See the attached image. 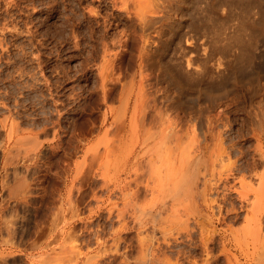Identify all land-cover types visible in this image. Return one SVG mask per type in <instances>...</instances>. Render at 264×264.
Masks as SVG:
<instances>
[{"label":"rangeland","instance_id":"obj_1","mask_svg":"<svg viewBox=\"0 0 264 264\" xmlns=\"http://www.w3.org/2000/svg\"><path fill=\"white\" fill-rule=\"evenodd\" d=\"M114 1L0 0V264H264V126L257 139L248 119L264 117V0L169 2L143 122L139 19Z\"/></svg>","mask_w":264,"mask_h":264},{"label":"bare ground","instance_id":"obj_2","mask_svg":"<svg viewBox=\"0 0 264 264\" xmlns=\"http://www.w3.org/2000/svg\"><path fill=\"white\" fill-rule=\"evenodd\" d=\"M80 1V0H79ZM119 1V0H118ZM118 1H114V2H117V4H119L118 3ZM122 1V0H121ZM142 0H138V2H140V3H142L141 2ZM201 1V0H200ZM103 2V1H102ZM124 2V3H123ZM123 2H122V4L123 5H125V6H123V8L124 7H126V9L128 8H132V11H134V13L135 14H137V15H134V16H136L137 17V19H139V25H140V34L138 35L139 36V38H137L138 39V41L135 43V53L133 52L134 51V49H132L133 51V56H134V62H135V66H136V68H137V70L139 71V75H141V78H142V76H143V74H144V72H145V74H146V71H150V73L152 72L153 73V69L151 70V68H150V65H151V62H149V61H151L150 59V56L149 55H151V54H149V53H152V47H151V49H150V43H152L153 44V42L154 41H157V40H154L156 37H158V34H160L161 33V30H160V33H159V31H158V28L159 27H163L162 25H163V23H166V22H163V20H164V18H166L167 17V15H168V13H167V6L169 5L170 6V3L169 2H172V3H174L175 4V0H149V1H146L147 3H145V1L143 2L144 3V5H143V3L142 4H140V3H138V4H136L137 3V0H123ZM254 2V1H253ZM257 2V1H256ZM167 3V4H166ZM212 3V2H211ZM192 4V3H191ZM176 5H177V3H176ZM187 5V4H186ZM11 6V5H10ZM116 6V5H115ZM122 6V5H121ZM175 6V5H174ZM179 6V5H178ZM177 6V7H178ZM192 6V5H191ZM171 7H172V5H171ZM170 7V8H171ZM245 7V6H244ZM262 7V6H261ZM167 8V9H166ZM196 8V7H195ZM128 9H127V12H129V13H133V12H130V9H129V11H128ZM173 9V8H172ZM178 9V8H177ZM176 9V10H177ZM223 9V8H222ZM122 10V9H121ZM169 11H170V9H168ZM180 10V9H179ZM168 11V12H169ZM173 11H174V13H175V10L173 9ZM171 12V11H170ZM222 12V11H221ZM224 12V11H223ZM172 13V12H171ZM119 14V13H118ZM128 14V13H127ZM191 14V13H190ZM93 15V14H92ZM170 15V14H169ZM169 15H168V17H169ZM121 17V16H120ZM192 17H194V16H192ZM196 17V16H195ZM198 17V16H197ZM231 17V16H230ZM106 18V17H105ZM168 19V18H167ZM167 19H165V20H167ZM193 19V18H192ZM164 20V21H165ZM138 21V20H137ZM168 21H170V19L168 20ZM171 21H173L172 19H171ZM202 21V20H201ZM200 21V22H201ZM97 22V21H96ZM136 22V21H135ZM134 22V23H135ZM133 23V24H134ZM171 23V22H170ZM159 24H160V26H159ZM167 24H169V22L167 23ZM202 24V23H201ZM132 25V24H131ZM179 25V24H178ZM194 25V24H193ZM224 25V24H223ZM135 26V25H134ZM171 26V25H170ZM233 26H234V24H233ZM244 26V25H243ZM2 28V27H1ZM123 28H125V27H123ZM166 28H167V26H166ZM166 28H165V30H166ZM172 28V26L170 27V28H167V29H171ZM174 28V27H173ZM161 29V28H160ZM16 30V29H15ZM123 30V29H122ZM163 30V29H162ZM164 30V31H165ZM125 31V30H124ZM167 31V30H166ZM170 31H172L173 32V30H170ZM2 32V31H1ZM175 32V31H174ZM103 33V32H102ZM115 33V32H114ZM121 33V32H120ZM182 33V32H181ZM186 33H188V32H186ZM118 34V33H117ZM116 34V35H117ZM151 34H153V35H151ZM163 34V33H162ZM164 34H166V33H164ZM171 34H173V33H171ZM214 34V33H213ZM234 34V33H233ZM167 35V34H166ZM192 35H194V34H192ZM218 35V34H217ZM130 36V35H129ZM160 36V35H159ZM163 36V35H162ZM171 36H174V35H171ZM188 36H190V33H189V35ZM187 36V37H188ZM237 36V35H236ZM127 37V36H126ZM131 37V36H130ZM167 36H165V38H166ZM184 37V36H183ZM197 37V36H196ZM195 36L194 37H192V38H196ZM238 37V36H237ZM261 37V36H260ZM159 38V37H158ZM157 38V39H158ZM161 38H163V37H161ZM190 38H191V36H190ZM204 38H206V37H204ZM232 38V37H231ZM234 38V37H233ZM112 39V38H111ZM167 39V38H166ZM185 39V38H184ZM197 39V38H196ZM214 39V38H213ZM213 39H210V40H213ZM236 39V38H235ZM154 40V41H153ZM159 40H160V38H159ZM172 40V39H171ZM198 40V39H197ZM206 40H208V39H206ZM205 40V41H206ZM219 40V39H218ZM221 40V39H220ZM232 40V39H231ZM119 41V40H118ZM153 41V42H152ZM168 41V40H167ZM186 41V46H184V47H186V48H188V50H186L185 48V52H181L182 54H181V59H183V61H184V63H185V67H186V69H187V71H190L191 69H192V71H196V72H199V73H201L204 69L203 68H201V69H199L200 67H203V66H200L199 64H198V55L197 54H193V53H191L192 51L191 50H194L195 49V47L197 46V44L196 45H188V44H190L188 41L189 40H185ZM194 41V43L196 42L195 40H193ZM235 41H237V40H235ZM234 41V42H235ZM134 42V41H133ZM161 41H159V43H160ZM182 42H183V40H182ZM192 42V41H191ZM202 43H204L203 41H201ZM214 42H215V40H214ZM124 43H126V42H124ZM132 43V42H131ZM155 43V42H154ZM158 43V42H157ZM165 43H167V42H165ZM181 43V41L178 43V45ZM193 43V42H192ZM197 43V42H196ZM202 43L200 44L201 46H203L202 45ZM209 43V42H208ZM216 43V42H215ZM111 44H112V42H111ZM181 44H183V43H181ZM181 44L179 45L180 47H181ZM205 44V43H204ZM210 44V43H209ZM214 44V43H213ZM234 44V43H233ZM237 44V43H236ZM244 44V43H243ZM157 45H160V44H157ZM157 45L156 46H154V45H152V46H154L155 48H157ZM212 45V44H211ZM218 45V44H217ZM241 46V44L238 42V46ZM105 46V45H104ZM178 46V47H179ZM207 46H208V44H207ZM257 46V45H256ZM125 47V46H124ZM133 47V48H134ZM149 47V48H148ZM176 47V46H175ZM209 47H211V46H209ZM216 47V46H215ZM217 47H220V46H217ZM183 48V47H182ZM204 52L202 53V55H200V56H202L201 58H200V60H201V62H202V64L204 65L206 62H208V65H210L211 63H212V61H209L210 60V56L208 55V53H206L205 52V45H204ZM214 48V47H213ZM244 48V47H243ZM129 49H130V47H129ZM181 49V48H180ZM226 49V48H225ZM131 50V49H130ZM151 50V51H150ZM157 50V49H156ZM196 50V49H195ZM218 50V49H217ZM220 50V49H219ZM259 50V49H258ZM158 51V50H157ZM175 51V50H174ZM173 51V52H174ZM177 51H179V50H177ZM187 51V52H186ZM202 51H203V49H202ZM216 51V50H215ZM215 51H214V54H215ZM222 51V50H221ZM221 51H219V52H221ZM227 51V50H226ZM239 51V50H238ZM156 52V51H155ZM180 52V51H179ZM217 52V51H216ZM189 53V54H188ZM194 53H196V51H194ZM222 53V52H221ZM223 53H224V51H223ZM222 53V54H223ZM232 53V52H231ZM132 54V53H131ZM172 54V53H171ZM176 54H177V52H176ZM217 54V53H216ZM222 54H219V55H222ZM173 55V54H172ZM178 55H179V53H178ZM177 55V56H178ZM241 55V54H240ZM182 56H184L183 58H182ZM218 56V55H217ZM227 56V55H226ZM247 56V55H246ZM258 56V55H257ZM109 57V56H108ZM176 57V56H175ZM180 57V56H179ZM178 57V58H179ZM178 58H177V60H178ZM221 58V57H220ZM220 58H218L219 60H220ZM223 58L225 59V57L223 56ZM116 59H117V57H116ZM174 59V58H173ZM176 59V58H175ZM234 59V58H233ZM236 59V58H235ZM234 59V60H235ZM198 61L196 64H198L199 66H195L194 65V63H195V61ZM223 60V59H222ZM105 61V60H104ZM181 61V60H180ZM230 61V60H229ZM178 62V61H177ZM200 62V63H201ZM210 62V63H209ZM261 62V61H260ZM116 63V62H115ZM103 64V63H102ZM172 64V63H171ZM207 64V63H206ZM205 64V65H206ZM116 65H119V64H116ZM178 65V64H177ZM98 66V65H97ZM132 66V65H131ZM182 66V65H181ZM151 67H152V65H151ZM184 67V68H185ZM199 67V68H198ZM206 67V66H205ZM212 67V66H211ZM214 67V66H213ZM153 68V67H152ZM181 68V67H180ZM220 68V67H219ZM222 68V67H221ZM250 68V67H249ZM101 69V68H100ZM132 69V68H131ZM185 69V70H186ZM194 69V70H193ZM216 69V68H215ZM208 70V69H207ZM216 71V70H215ZM220 71V70H219ZM252 71V70H251ZM95 72V71H94ZM101 72V71H100ZM218 72V71H217ZM247 73H249V72H247ZM100 74V73H99ZM130 74V73H129ZM134 74L135 73H133V76H134ZM154 74V73H153ZM161 74V73H160ZM190 74V73H189ZM196 74V73H195ZM210 74V73H209ZM219 74V73H218ZM156 73H155V78H156ZM132 76V77H133ZM158 76V75H157ZM161 76V75H160ZM201 76V75H200ZM140 77V76H139ZM146 77V76H145ZM144 76H143V78L142 79H144L145 81H141V80H139V82L140 83H138V85L136 86V90H134L135 92H133V91H131V92H133V94H131L132 96L134 95V103H133V110H136L137 108H139V110H138V112H137V110H136V112H135V114H134V117L132 116V118H133V120H132V122H134L135 120H139L140 122H143L144 121V119H145V114H147L146 113V111L148 110L147 108H149V107H151V109H154L156 106H157V102H156V98L157 97H155V95L154 96H152L153 94H156V91L152 94L150 91H152L151 89H150V91L148 92V90H147V88L149 89V87H146L147 85H145V83H143V82H148V80H147V78H145ZM148 77H150V76H148ZM169 77V76H168ZM233 77V76H232ZM158 78V77H157ZM162 80V79H161ZM182 81V80H181ZM208 81V80H207ZM237 81V80H236ZM236 81H234V82H236ZM132 82V81H131ZM138 82V81H137ZM146 82V83H147ZM165 82V81H164ZM155 83V82H154ZM163 83V82H162ZM233 83V82H232ZM101 84V83H100ZM131 84H133V82L131 83ZM152 84V83H151ZM129 85V84H128ZM150 85V84H149ZM174 85V84H173ZM257 85V84H256ZM165 86V85H164ZM101 87V86H100ZM106 87V86H105ZM131 87H132V85H131ZM130 87V88H131ZM135 87V86H134ZM215 87V86H214ZM152 88V87H151ZM221 88V87H220ZM134 89V88H133ZM155 89V88H154ZM177 89V88H176ZM227 89V88H226ZM129 90V89H128ZM128 90H127V92H128ZM157 90V89H156ZM130 91V90H129ZM251 91H253V90H251ZM251 91H250V93H251ZM170 92H171V90H170ZM175 92V91H174ZM210 93V92H209ZM253 93L254 92H252L251 94L253 95ZM127 94V93H126ZM125 94V95H126ZM129 94V93H128ZM206 94V93H205ZM220 94V93H219ZM158 95V94H157ZM165 95V94H164ZM207 95V94H206ZM120 96V95H119ZM197 96V95H196ZM220 96V95H219ZM243 96V95H242ZM126 97H128L127 95H126ZM248 97V96H247ZM187 98V97H186ZM195 98V97H194ZM122 100V98L120 99V101ZM124 100V99H123ZM160 100V99H159ZM129 101H130V96H129V98H127V100L125 99L124 100V103H122L124 106H126V108L128 107V105H129ZM250 101H251V99H250ZM192 102V101H191ZM190 103V102H189ZM122 104H121V106H122ZM200 104V103H199ZM206 105V104H205ZM180 106V105H179ZM201 107V106H200ZM159 107H157V109H158ZM262 108V107H261ZM140 109H141V111H140ZM147 109V110H146ZM149 110H150V108H149ZM156 110V109H155ZM139 111H140V114H139ZM122 112V110L120 111V113ZM133 112V111H132ZM152 112V111H151ZM196 112V111H195ZM195 112H193V113H195ZM218 112V111H217ZM221 112V111H220ZM156 113V112H155ZM254 113V112H253ZM262 113V112H261ZM133 114V113H132ZM152 114V113H151ZM150 114V115H151ZM188 114V113H187ZM190 114H192L191 112H190ZM195 114H197V113H195ZM194 114V115H195ZM259 114L260 113H258V115L257 114H253V115H249V121H250V123H251V125H252V135L253 136H255L257 139H259L260 138V135L261 134H259V131H258V129H260L262 126H264V117H261V118H259V117H257V116H259ZM178 115V114H177ZM261 115H264V114H261ZM211 116V115H210ZM198 117V116H197ZM204 117V116H203ZM214 117H215V115H214ZM213 117V118H214ZM117 118V117H116ZM122 118V117H121ZM131 118V119H132ZM123 119V118H122ZM196 119V118H195ZM130 120V119H129ZM167 120V119H166ZM131 121V120H130ZM198 121V120H197ZM131 122V123H132ZM167 123V122H166ZM173 123V122H172ZM199 123H200V121H199ZM209 123V122H208ZM124 124V123H123ZM143 124V123H142ZM171 124V123H170ZM167 126V125H166ZM165 126V127H166ZM200 126V125H199ZM235 126V125H234ZM186 127V126H185ZM136 128V127H135ZM134 128V129H135ZM169 128H171V127H169ZM172 128H174V127H172ZM193 128H194V126H193ZM201 128V127H200ZM199 128V129H200ZM207 128V127H206ZM262 128H264V127H262ZM154 129V128H153ZM166 129V128H165ZM176 130V129H175ZM201 130V129H200ZM224 131V130H223ZM133 132V131H132ZM166 132V131H165ZM175 132V131H174ZM199 132V131H198ZM216 132V131H215ZM262 132H264V131H262ZM134 133V132H133ZM162 133V132H161ZM203 134L205 133V132H202ZM261 133V132H260ZM159 134V133H158ZM162 134H164V132L162 133ZM262 134H264V133H262ZM205 135V134H204ZM163 135H161V137H162ZM170 136V135H169ZM177 136V135H176ZM186 136V135H185ZM160 137V136H159ZM158 137V138H159ZM143 138V137H142ZM213 138V137H212ZM150 139V138H149ZM202 139V138H201ZM61 141V140H60ZM167 141V140H166ZM193 141V140H192ZM191 141V143L190 144H192L193 142ZM199 141H201V140H199ZM208 141V140H207ZM257 142V141H256ZM167 143H169V142H167ZM208 143V142H207ZM175 144V143H174ZM170 145V144H169ZM183 145V144H182ZM232 145V144H231ZM166 146V145H165ZM184 147V146H183ZM148 148V147H147ZM167 148V147H166ZM164 149V148H163ZM168 149V148H167ZM182 149H184V148H181L180 150H182ZM205 149V148H204ZM185 150V149H184ZM193 150V149H192ZM202 150V149H201ZM172 151V150H171ZM204 151V150H203ZM225 152V151H224ZM51 153V152H50ZM171 153V152H170ZM183 154V153H182ZM186 154H187V151H186ZM226 154V153H225ZM151 155H153V154H151ZM167 155V154H166ZM169 155V154H168ZM193 155V154H192ZM198 156V155H197ZM196 156V157H197ZM148 157V156H147ZM166 157V156H165ZM178 157H179V155H178ZM182 157V156H181ZM187 157V156H186ZM227 157V156H226ZM159 158V157H158ZM190 158V157H189ZM186 159H188V158H186ZM196 160H195V162L193 163V164H195L196 166H198L199 164H197V163H199L200 161L197 159V158H195ZM58 160V159H57ZM156 160V159H155ZM171 160V159H170ZM194 160V159H193ZM199 162H198V161ZM204 161V160H203ZM262 161V160H261ZM180 162V161H179ZM197 162V163H196ZM181 163V162H180ZM234 163V162H233ZM261 163V162H260ZM51 164V163H50ZM259 163H257V159H254V158H251L250 159V161H248V162H246L245 163V165H244V168H247V169H250V168H255V167H257V165H258ZM156 165V164H155ZM187 166H188V164H187ZM195 166V167H196ZM240 166H242V165H240ZM165 167V166H164ZM180 167V166H179ZM194 167V166H193ZM193 167H191V169L193 168ZM200 167V166H199ZM56 168V167H55ZM142 168V167H141ZM196 169H197V167H196ZM196 169H194L195 171H196ZM8 170V169H7ZM13 170V169H12ZM11 170V171H12ZM57 170V169H56ZM142 170V169H141ZM164 170V169H163ZM193 170V171H194ZM9 171V170H8ZM10 171V172H11ZM137 171H139V169L137 170ZM144 171V170H143ZM189 171V170H188ZM197 171H199V170H197ZM196 171V172H197ZM7 172V171H6ZM14 172V171H13ZM135 172V171H134ZM140 172V171H139ZM145 172V171H144ZM174 172V171H173ZM172 172V173H173ZM177 172V171H176ZM183 172V171H182ZM184 172H186V170L184 171ZM190 172V171H189ZM191 172H192V170H191ZM190 172V173H191ZM251 172V171H250ZM20 173V172H19ZM178 173V172H177ZM187 173V172H186ZM189 173V174H190ZM194 173V172H193ZM192 173V174H193ZM202 173V172H201ZM12 174V173H11ZM143 174V173H142ZM170 174V173H169ZM176 174V173H175ZM184 174V173H183ZM191 174V175H192ZM198 174V173H197ZM85 175V174H84ZM87 175V174H86ZM140 175V174H139ZM162 175V174H161ZM171 175H173V174H171ZM190 175V176H191ZM195 175V174H194ZM201 175V174H200ZM12 176V175H11ZM159 176V175H158ZM170 176V175H169ZM169 176H168V178H169ZM174 176V175H173ZM178 176H179V174H178ZM183 176V175H182ZM182 176L181 177H179L181 180H180V182L181 183H184V182H187V180L186 181H183L182 180ZM186 176H187V174H186ZM205 176V175H204ZM89 177V176H88ZM167 177V176H166ZM189 177V176H188ZM198 177V176H197ZM3 178H4V176H3ZM2 178V179H3ZM163 178V177H162ZM173 178V177H172ZM186 178V177H185ZM184 178V179H185ZM166 179V178H165ZM176 179V178H175ZM262 179V178H261ZM260 179V180H261ZM163 180V179H162ZM174 180V179H173ZM171 181L172 182V185L174 184V181ZM193 180V179H192ZM262 180H264V179H262ZM261 180V181H262ZM82 181V180H81ZM183 181V182H182ZM189 181V180H188ZM191 181V180H190ZM196 181V180H195ZM10 182V181H9ZM80 182V181H79ZM159 182H160V180H159ZM180 182H178V183H180ZM206 182V181H205ZM6 183H8V182H6ZM166 183H167V181H166ZM194 183V182H193ZM1 185H4V184H2V183H0ZM170 184V183H169ZM176 184H177V180H176ZM188 184V183H187ZM190 184V183H189ZM203 184V183H202ZM179 185V184H178ZM183 185V184H182ZM181 185V186H182ZM185 183H184V188L183 187H181V186H178V187H181V188H183L182 190H185ZM191 185H192V181H191ZM20 186V185H19ZM189 186V185H188ZM194 186V185H193ZM192 186V187H193ZM206 186V185H205ZM7 187H9V186H7ZM16 187H18V186H16ZM21 187V186H20ZM20 187H18L17 189H20ZM172 187V186H171ZM171 187H170V190H171ZM178 187H176V188H178ZM201 187V186H200ZM207 187H208V185H207ZM174 188H175V186H174ZM175 188V189H176ZM188 188V187H187ZM186 188V189H187ZM198 188V187H197ZM202 188H204V187H202ZM173 189V188H172ZM191 189V188H190ZM201 189V188H200ZM188 190V189H187ZM194 190V189H193ZM196 190V189H195ZM17 191V190H16ZM15 191V192H16ZM174 191V190H173ZM177 191H179V188H178V190ZM197 191V190H196ZM188 192V191H187ZM187 192H185V193H187ZM191 192H192V190H191ZM204 191H202V193H203ZM13 193H14V191H13ZM26 193H27V191H26ZM170 193H172V192H170ZM169 193V194H170ZM174 193V192H173ZM179 193H180V191H179ZM188 193H190V191L188 192ZM197 193V192H196ZM29 194V193H28ZM175 194H176V192H175ZM198 194V193H197ZM15 195V194H14ZM193 195V194H192ZM12 196V195H11ZM173 197H174V194L172 195ZM177 196V195H176ZM14 197V196H13ZM176 198V197H175ZM3 199V198H2ZM5 199V198H4ZM34 202V201H33ZM48 202V201H47ZM14 203V202H13ZM46 204V203H45ZM14 205V204H13ZM33 205V204H32ZM40 205V204H39ZM136 205V204H135ZM217 206V205H216ZM234 206V205H233ZM130 207V206H129ZM136 207V206H135ZM141 207V206H140ZM220 208V207H219ZM218 208V209H219ZM217 209V208H216ZM131 210V209H130ZM133 210V209H132ZM131 210V211H132ZM168 210V209H167ZM176 210V209H175ZM224 210V209H223ZM239 210H241L240 209V206L238 207V208H235V207H232V208H230L229 209V212H233L235 215L238 213V211ZM124 211V210H123ZM126 211V210H125ZM168 212V211H167ZM177 212V211H176ZM227 211H226V209H225V213H226ZM13 213V212H12ZM11 213V214H12ZM184 213V212H183ZM228 213V212H227ZM137 214H138V212H137ZM174 214V213H173ZM7 215H9V214H7ZM133 215V214H132ZM139 215V214H138ZM176 215V214H175ZM215 215V214H214ZM1 216V215H0ZM11 216V215H10ZM14 216V215H13ZM120 216V215H119ZM148 216V215H147ZM171 216V215H170ZM218 216V215H217ZM216 216V220H218V219H220V218H218ZM173 217H175V216H173ZM221 217V216H220ZM245 217V216H244ZM2 218V217H1ZM14 218V217H13ZM21 218V217H20ZM119 218V217H118ZM243 218V217H242ZM5 219H6V215H5ZM245 219V218H244ZM4 220V219H3ZM106 220V219H105ZM104 220V221H105ZM117 220V219H116ZM222 220V219H221ZM242 220V219H241ZM1 221V220H0ZM28 221V220H27ZM18 222V221H17ZM218 222V221H217ZM8 223V222H7ZM121 223V222H120ZM227 224V223H226ZM125 225V224H124ZM163 225V224H162ZM11 226V225H10ZM14 226V225H13ZM185 226V225H184ZM184 226H182L183 228H185L186 229V226L184 227ZM227 226V225H226ZM188 227V226H187ZM7 228V227H6ZM115 228H116V226H115ZM184 229V230H185ZM189 228H187L185 231L187 232V234H188V230ZM188 230V231H187ZM5 231V230H4ZM12 231V230H11ZM185 232V233H186ZM203 232V231H202ZM211 232V231H210ZM6 233V232H5ZM205 234V233H204ZM213 234V233H212ZM212 234L210 235H207V237H202L201 236V242H202V244H203V246H206L207 245V242L209 241L210 242V240H213V236H212ZM6 235V234H5ZM11 235V234H10ZM189 235V234H188ZM200 235H203L202 233L200 234ZM190 236V235H189ZM204 236V235H203ZM225 236V235H224ZM12 237V236H11ZM118 237V236H117ZM129 237V236H128ZM188 237V236H187ZM9 238V237H8ZM233 238V237H232ZM6 239V238H5ZM12 239V238H11ZM18 239V238H17ZM149 239V238H148ZM191 239V238H190ZM189 239V240H190ZM220 239H222L221 237H220ZM233 239H235V238H233ZM6 241H8V240H6ZM10 241V240H9ZM12 241V240H11ZM162 241V240H161ZM168 241V240H167ZM233 241V240H232ZM26 242V241H25ZM234 242V241H233ZM237 242V241H236ZM235 242V243H236ZM146 243V242H145ZM221 243H222V245H224L225 243H224V241H221ZM239 243V242H238ZM125 244V243H124ZM132 244V243H131ZM170 244V243H169ZM169 244H167L168 246H169ZM212 244V243H211ZM19 245V244H18ZM166 245V246H167ZM190 245V244H189ZM193 245V244H192ZM155 246V245H154ZM158 246V244L156 245V247ZM128 247V246H127ZM202 248V247H201ZM207 248V247H206ZM156 249V248H155ZM184 252V251H183ZM182 253V252H181ZM220 253H221V251H220ZM16 254V253H15ZM179 254V253H178ZM240 254V253H239ZM18 255V254H17ZM20 255V254H19ZM125 255V254H124ZM206 255V254H205ZM176 256V255H175ZM207 256V255H206ZM125 257V256H124ZM2 258V257H1ZM8 258V257H7ZM114 258V257H113ZM139 258V257H138ZM214 258V257H213ZM237 259V258H236ZM22 260V259H21ZM172 261V260H171ZM112 262V261H111ZM149 262V261H148ZM228 262V261H227ZM24 263V262H23ZM105 263V262H104ZM174 263V262H173ZM206 263H208L207 262V260H205V263L204 264H206ZM228 263H230V262H228ZM227 263V264H228ZM203 264V263H202ZM209 264V263H208Z\"/></svg>","mask_w":264,"mask_h":264},{"label":"crops","instance_id":"obj_3","mask_svg":"<svg viewBox=\"0 0 264 264\" xmlns=\"http://www.w3.org/2000/svg\"><path fill=\"white\" fill-rule=\"evenodd\" d=\"M15 253H16V254H15ZM17 254H18V255H17ZM19 254H20V253H18V252H14V255H15V256L23 257L22 254H20V255H19Z\"/></svg>","mask_w":264,"mask_h":264}]
</instances>
